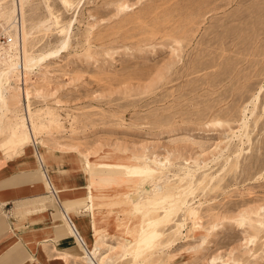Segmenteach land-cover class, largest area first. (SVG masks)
<instances>
[{
	"label": "rangeland",
	"instance_id": "rangeland-1",
	"mask_svg": "<svg viewBox=\"0 0 264 264\" xmlns=\"http://www.w3.org/2000/svg\"><path fill=\"white\" fill-rule=\"evenodd\" d=\"M1 1L4 20L19 22L2 58L21 64L69 45L12 78L0 166L26 163L49 192L42 157L64 211L88 246L102 238V257L121 256L115 264H264V0ZM22 117L35 142L20 154L11 137ZM109 153L138 157L153 173L98 177ZM74 171L81 187L57 186ZM160 177L146 216L121 211L120 187L149 192ZM94 186L117 188L102 191L96 219L85 208ZM142 228L156 241L145 249L134 242ZM72 253L59 257L88 264L79 244Z\"/></svg>",
	"mask_w": 264,
	"mask_h": 264
},
{
	"label": "crops",
	"instance_id": "crops-1",
	"mask_svg": "<svg viewBox=\"0 0 264 264\" xmlns=\"http://www.w3.org/2000/svg\"><path fill=\"white\" fill-rule=\"evenodd\" d=\"M39 168L45 181L49 176L40 162ZM33 170L26 163L8 162L7 166H0V264H68L60 259L59 254L62 253L63 259H67L78 255L72 251L78 244L82 246L71 231L73 236L67 235V227L62 223L56 205L63 211L68 223L74 219L65 212L63 201L59 202V192L50 178L53 190L58 193L53 195L56 201L51 198L50 192L42 191L43 181L41 186L30 181L29 173H36ZM77 173H70L64 181L56 176L57 186L70 190L81 187V177ZM72 197L75 196L67 195V198ZM84 213L90 216L87 211ZM86 219L91 220L90 217H82L80 223L84 224V230L88 233L87 224L84 223Z\"/></svg>",
	"mask_w": 264,
	"mask_h": 264
},
{
	"label": "bare ground",
	"instance_id": "bare-ground-1",
	"mask_svg": "<svg viewBox=\"0 0 264 264\" xmlns=\"http://www.w3.org/2000/svg\"><path fill=\"white\" fill-rule=\"evenodd\" d=\"M26 1H28V0H19L18 3L20 2L21 7H23L22 5H25ZM15 3H16V0H15ZM18 3L16 6L17 8H19ZM26 6H27V4H26ZM10 13H11L10 14V17H11L10 20H12V14H15L16 10H14ZM22 13H23V11H22ZM4 14H5L4 10H2L3 18H4ZM63 32H65V30ZM68 45H69V40H64L61 44L60 49H57V50L52 51L50 53H42L38 56H27L26 55V57H24V61H22L21 64L19 63L20 65L14 64L11 56H9L11 58V60H6V58H2L3 52H0V59H2V62H0V121L2 119V116L4 115L3 113L5 112L4 108H9V104L12 102L14 103V101L16 100L11 93L12 88L10 87V84H11L12 78L16 77L18 75V73H22V71H24L25 73H31V72L35 71L49 57L55 56L61 50L67 49ZM20 69L22 70L21 72L18 71ZM19 77H21V76H19ZM28 122H29L28 119H26L25 117H22L20 119V122L18 124H16L14 129H13V133H12L11 138L14 140V142H13L14 144L20 145L21 149L18 150V152L20 154L23 153L22 148L25 145L35 142L34 141V139H35L34 135L32 136V134L29 133L30 130L28 128ZM242 125H243L242 128L247 127L246 120H244ZM109 154L110 155H108V158L110 160L109 161L104 160L100 163L104 167V169L100 171L101 173H100V176H98V177L109 178V177H113L114 175H119V174L122 175L127 170H129L131 172V174L136 173L139 175H149V174L153 173L152 169H144L139 165L140 158H138V157L128 158V157H121L118 155H112L111 153H109ZM44 157H45V154H44ZM121 159L124 161H120ZM128 161H129V163L130 162L132 163V166H130L128 164ZM91 162H92V159H89L88 164H90ZM155 163H158L160 166L166 165V163H163L161 161L157 162L156 160H155ZM40 165L42 166L43 169H45L43 162H42V157H40ZM164 178H166V177H164ZM45 180H46L47 188H48L49 192L51 193V195H57L58 193L53 190L49 178L46 177ZM163 180H164L163 177H160L158 183L156 182V183H153V185H151V187H153V189H151L150 191L148 190L149 192H147V190L143 191V189L137 188V190L134 193H132L131 190L133 188H135V186L125 187V188L120 187V190L117 191V192H119V194L117 195L116 198H119L122 196V197H124V199H126L124 202H121V204H120L121 211L122 212H135L136 217H139L138 215H140V214H142L143 216H146L149 213V210L151 209L148 207V203L152 201L151 197H153L158 191L162 190L163 187L161 186V183ZM107 188L108 189L111 188L113 191L117 190V188L114 189L113 187H108V186H99V188L94 186L91 189L92 193L90 196V202L85 205V208H89L91 210L95 219L98 217L102 207L104 206L103 201L108 199L105 197L106 196L105 193L102 192V191H104V189H107ZM96 190H97V193L93 194V193H95ZM188 212H189V215L191 217H194L195 219L197 218V211L195 209L189 208ZM105 213H107V215H109V217H111L113 212L109 210L108 212H105ZM140 218L142 219V217H140ZM68 227H69L70 231L73 233V235H75L76 238L81 243V246L83 249V259L88 264H115L118 260H120V258H121L120 255L116 256V257L108 258V259H105L106 256L105 257L101 256L102 246L108 247V245H105L104 239H102V238H100L99 240H96L95 244L92 247L88 246L87 242L84 239L82 232H79V229H78V226H77L75 220L69 221ZM99 227H100V225H99L98 221L95 220L93 222V225L91 226L92 230L96 231ZM134 242L139 247V249H145L146 246H148L152 243L154 244L156 241H155V239H153L149 229L142 228L140 231H138ZM214 260L212 261L213 263H214Z\"/></svg>",
	"mask_w": 264,
	"mask_h": 264
},
{
	"label": "built area",
	"instance_id": "built-area-1",
	"mask_svg": "<svg viewBox=\"0 0 264 264\" xmlns=\"http://www.w3.org/2000/svg\"><path fill=\"white\" fill-rule=\"evenodd\" d=\"M3 2L0 0V52L8 50L11 45L19 41V22L16 20L15 24L7 23L3 16Z\"/></svg>",
	"mask_w": 264,
	"mask_h": 264
}]
</instances>
